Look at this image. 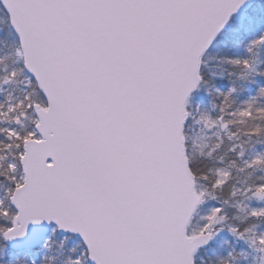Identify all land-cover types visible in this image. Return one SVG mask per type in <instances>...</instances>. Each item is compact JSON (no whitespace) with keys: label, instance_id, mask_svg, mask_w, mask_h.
Segmentation results:
<instances>
[{"label":"snow or ice","instance_id":"6c2138e0","mask_svg":"<svg viewBox=\"0 0 264 264\" xmlns=\"http://www.w3.org/2000/svg\"><path fill=\"white\" fill-rule=\"evenodd\" d=\"M0 264H264V0H0Z\"/></svg>","mask_w":264,"mask_h":264}]
</instances>
